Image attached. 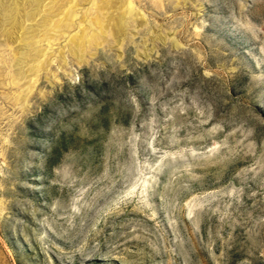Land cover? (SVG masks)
<instances>
[{"label":"rangeland","instance_id":"obj_1","mask_svg":"<svg viewBox=\"0 0 264 264\" xmlns=\"http://www.w3.org/2000/svg\"><path fill=\"white\" fill-rule=\"evenodd\" d=\"M44 1L0 13V264H264V0H130L122 44Z\"/></svg>","mask_w":264,"mask_h":264},{"label":"bare ground","instance_id":"obj_2","mask_svg":"<svg viewBox=\"0 0 264 264\" xmlns=\"http://www.w3.org/2000/svg\"><path fill=\"white\" fill-rule=\"evenodd\" d=\"M43 2L45 1L32 0V3H34L32 7L33 11L26 18H35ZM2 3L0 4V13L4 8L7 11L6 14L9 16L10 22L15 26L18 25V20L21 16L20 9L22 8L20 3H22V0H7L6 3ZM98 12L101 15L98 17V24L100 25L101 31H110L118 44L124 42L132 26L138 27L145 24L143 16L135 9L130 0H100L98 3ZM160 32L161 30H155L153 28L149 35V40L144 41L142 50L145 53V57L147 56L146 51L149 45L154 46L156 41L164 40L165 37Z\"/></svg>","mask_w":264,"mask_h":264},{"label":"water","instance_id":"obj_3","mask_svg":"<svg viewBox=\"0 0 264 264\" xmlns=\"http://www.w3.org/2000/svg\"><path fill=\"white\" fill-rule=\"evenodd\" d=\"M6 1L7 0H0V4L3 2V3H6ZM2 3V4H3ZM196 6H198L197 5V3L196 2H193V1H189L188 2V4H187V7H188V9L189 10H191L193 13H194V17H197L198 15H199V11H197V7ZM25 7H27V6H24V8ZM150 24H149V26L151 27H154L155 28V30L156 29H158V27H161L162 29H165L167 26L166 25H164V24H154V23H152V22H149ZM5 26H2L1 24H0V48H4L5 47V45L6 44H10V43H8L6 40H8L7 39V36H6V32H5V28H4ZM169 27V26H168ZM152 30V29H151ZM174 32H175V30H173ZM168 32V31H167ZM161 34H162V32H160ZM162 35H164V34H162ZM168 34L166 33V35H165V37L167 36ZM147 35H146V31H141L139 34H134V37H133V39H129V41L127 40L126 41V44H125V46L123 47V50L124 49H126V45H128V44H132V41H133V43L135 44V45H131L134 49H135V53L138 55V48L136 49L135 47H138V44H141L142 42H143V39H144V37H146ZM167 38V37H166ZM166 45H168L170 48H172L173 50H177L178 48H179V46L177 45V46H175L173 43H172V41H169V39H165V41L163 42H161V41H156V43H155V46H148V54H149V57L147 58V59H149V58H152V57H156L158 54H159V52L162 50V47H164V46H166ZM7 46V45H6ZM104 49V48H103ZM160 49V50H159ZM106 51H109V52H111L112 54H114V56H115V58L117 59V60H121L122 58H119L118 57V55L113 51V50H110V49H108V48H106L105 49ZM99 57V51H98V53H96V54H90L87 58H89V60H92V61H94V60H96V58H98ZM140 58H142V57H140ZM143 60H147V59H144V58H142ZM27 111H29V103H27V105H26V107H25V109H24V112H27Z\"/></svg>","mask_w":264,"mask_h":264}]
</instances>
